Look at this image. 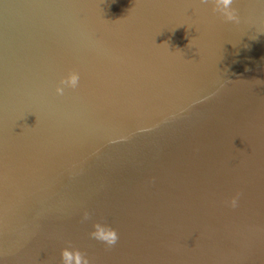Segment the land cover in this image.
<instances>
[{
  "label": "water",
  "instance_id": "water-1",
  "mask_svg": "<svg viewBox=\"0 0 264 264\" xmlns=\"http://www.w3.org/2000/svg\"><path fill=\"white\" fill-rule=\"evenodd\" d=\"M213 7L0 0V264H264V0Z\"/></svg>",
  "mask_w": 264,
  "mask_h": 264
},
{
  "label": "clouds",
  "instance_id": "clouds-1",
  "mask_svg": "<svg viewBox=\"0 0 264 264\" xmlns=\"http://www.w3.org/2000/svg\"><path fill=\"white\" fill-rule=\"evenodd\" d=\"M213 3V11L219 13L225 22L238 24L240 18L237 10L232 7L234 0H211ZM200 3L207 4L209 0H200ZM264 35V32L258 33ZM80 76L78 72H70L67 77L60 80V86L56 88V94L62 96L66 88L76 89L79 84ZM239 194H237L238 196ZM230 206H237V197H233L230 201ZM90 219L89 213L85 212L83 220ZM93 231L89 233L90 238L103 243L108 249L113 248L118 240L119 235L115 229L101 222H96L92 225ZM61 264H90L86 253L78 249L69 250L65 248L61 251Z\"/></svg>",
  "mask_w": 264,
  "mask_h": 264
}]
</instances>
